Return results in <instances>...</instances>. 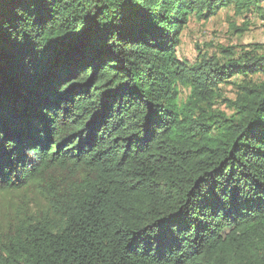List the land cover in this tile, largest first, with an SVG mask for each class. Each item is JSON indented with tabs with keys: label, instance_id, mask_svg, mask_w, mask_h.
I'll return each mask as SVG.
<instances>
[{
	"label": "trees",
	"instance_id": "trees-1",
	"mask_svg": "<svg viewBox=\"0 0 264 264\" xmlns=\"http://www.w3.org/2000/svg\"><path fill=\"white\" fill-rule=\"evenodd\" d=\"M260 3L0 0V264H264V43L175 52Z\"/></svg>",
	"mask_w": 264,
	"mask_h": 264
},
{
	"label": "rangeland",
	"instance_id": "rangeland-1",
	"mask_svg": "<svg viewBox=\"0 0 264 264\" xmlns=\"http://www.w3.org/2000/svg\"><path fill=\"white\" fill-rule=\"evenodd\" d=\"M179 38L176 55L189 62H195L203 54L222 59L224 49L238 56L253 44L264 43V0L258 8L250 7L238 13L228 6L205 21L191 15ZM220 86L224 97H235L234 85L221 83ZM180 90L183 100L188 90ZM218 108L227 112L224 104L219 103ZM6 203L7 197L0 195V211Z\"/></svg>",
	"mask_w": 264,
	"mask_h": 264
}]
</instances>
